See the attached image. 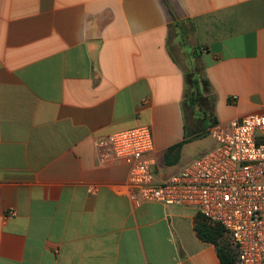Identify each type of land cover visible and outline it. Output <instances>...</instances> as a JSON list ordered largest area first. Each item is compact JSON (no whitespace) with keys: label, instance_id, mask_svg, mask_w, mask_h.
Instances as JSON below:
<instances>
[{"label":"crops","instance_id":"0c3cea01","mask_svg":"<svg viewBox=\"0 0 264 264\" xmlns=\"http://www.w3.org/2000/svg\"><path fill=\"white\" fill-rule=\"evenodd\" d=\"M263 110L264 0H0V264H221L95 141L150 128L165 179Z\"/></svg>","mask_w":264,"mask_h":264},{"label":"built area","instance_id":"2783aa9c","mask_svg":"<svg viewBox=\"0 0 264 264\" xmlns=\"http://www.w3.org/2000/svg\"><path fill=\"white\" fill-rule=\"evenodd\" d=\"M215 147L165 179L156 178L152 131L137 127L95 141L100 162L124 160L135 204L194 210L229 237L235 264H264V110L216 124Z\"/></svg>","mask_w":264,"mask_h":264},{"label":"trees","instance_id":"16d2710c","mask_svg":"<svg viewBox=\"0 0 264 264\" xmlns=\"http://www.w3.org/2000/svg\"><path fill=\"white\" fill-rule=\"evenodd\" d=\"M194 85V84H192ZM180 146L172 147L166 155V163L170 164L169 159L173 154L178 153ZM171 165V164H170ZM198 236L205 242L212 243L217 246V253L221 264H235V255L230 250L229 246L221 243L224 236V230L220 226L209 225L203 217L200 216L196 226Z\"/></svg>","mask_w":264,"mask_h":264},{"label":"rangeland","instance_id":"374dc122","mask_svg":"<svg viewBox=\"0 0 264 264\" xmlns=\"http://www.w3.org/2000/svg\"><path fill=\"white\" fill-rule=\"evenodd\" d=\"M187 29L191 30V27L188 25ZM196 146L197 151H211L215 147V144H213L212 138L207 135H203V137L200 139ZM221 243L225 244L226 246H229V237L224 234L223 238L221 239Z\"/></svg>","mask_w":264,"mask_h":264}]
</instances>
